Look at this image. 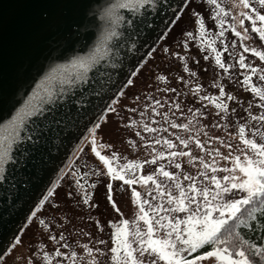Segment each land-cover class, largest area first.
<instances>
[{"label": "snow or ice", "instance_id": "6c2138e0", "mask_svg": "<svg viewBox=\"0 0 264 264\" xmlns=\"http://www.w3.org/2000/svg\"><path fill=\"white\" fill-rule=\"evenodd\" d=\"M182 3L187 9L193 3V0H182ZM210 3L217 9L221 8L218 0H210ZM155 4L156 0H131L130 3L126 2L121 6L137 9V6L147 5L151 8ZM235 6L240 9L234 17L235 23L242 27V31H238L233 24H229L232 31L237 36H244V33L248 31V28L244 27L246 19L250 22L252 32L258 35L260 41L264 42V0H255V2L253 0H236ZM112 7L115 6H110L109 11ZM201 12L202 9L193 8L189 19L197 26L196 31L200 35H204V31H201L205 30ZM173 15L182 18L184 13L174 12ZM211 15L216 17L217 13L213 11ZM41 16L46 18L48 16L47 11H42ZM142 22L144 26H148L150 23L148 20ZM223 22L219 19L216 21L217 24ZM136 23L135 20L129 21L130 26L136 25ZM176 23L178 24L179 20ZM205 31H210V29ZM183 34L185 36L184 47L187 48L189 46L187 38L193 37V33L184 32ZM206 41L208 49L214 55L218 51H224L223 48L217 49L214 47L207 36H205V40L200 41L201 46ZM239 47L244 52L253 53L260 61H264V50L248 47L244 43H241ZM164 51L169 50L165 48ZM171 55L177 56L180 60L184 59L178 52H173ZM215 63L227 73L228 66L218 55H215ZM238 63L241 69L246 70L242 74L243 84L248 86L256 97H259L255 100V103L261 111L255 114L252 111H245L250 120L259 123L260 130L256 127L249 129L247 120L241 122L240 118H236L235 131L230 135L237 138L243 146L242 151L234 152L233 145L226 143L219 136L206 141L211 144L215 140L228 150L226 153H222L219 149H213L207 153L210 158L219 156L223 161H230L229 164H225L224 171L226 174L222 176L215 174V168L220 167L215 159L205 162L203 157L193 156L191 150L181 152L169 150L157 153V150L153 148L148 161L126 160L121 164L120 157L116 152L113 151L106 155L99 150L95 136V132L99 130V124H93L89 128L90 134L87 141L90 143V151L102 162L103 170H106L105 199L113 208L119 211L114 200L113 180L123 182V185L130 189L132 203L136 205V220L143 221L144 226L143 231L137 228L130 233L126 225L129 223L135 225L136 220L129 222L121 219L119 221V227L112 232V246L108 250L111 253L110 259L113 264H264V244L245 239L241 234L244 229H251L252 234H259L264 238V87L257 86L251 79L254 73L259 72V79L264 81V69H259L256 65L246 62L243 54L239 55ZM137 66L139 67V65ZM81 67L87 69L88 64L82 63ZM184 70L192 76L196 75L188 67H185ZM126 79L129 85L134 84L133 79ZM159 79L165 80V76L161 74ZM176 79L180 80L182 78L177 77ZM184 83L187 84L188 81H184ZM200 90L201 85L199 83L192 85L193 92L198 94ZM164 91L167 92L169 89L165 88ZM115 95L118 96L121 93L117 92ZM223 96L231 98L232 94L226 92L224 85L220 84L218 93L213 95L210 100L209 95L198 96L197 98L205 103L210 102L217 109H223L227 112L229 111V105L224 100L219 99ZM82 99L74 98V106L79 108ZM151 103L153 105L151 111L156 113L158 101L153 99ZM169 103L177 110L181 107L178 96L175 100H169ZM143 107L147 109L148 104H144ZM34 110L35 106L26 101L24 105L16 109L10 120L6 122L12 125L13 136L16 139H20V137L15 130L21 127L24 118L31 116ZM104 111L111 112L113 109L107 107L104 108ZM192 111L198 115H206L200 109H193ZM232 111L234 112V110ZM224 118L223 116L220 117L221 120ZM69 119L71 117H54L48 126L51 127L53 122L58 127L69 126ZM133 123V120H127L129 127ZM173 126L178 128L188 127L184 123H174ZM143 127L145 132L156 131L154 128L150 129L147 124H144ZM216 127H220V125H216ZM249 131L251 134H248ZM173 135L175 136V133ZM257 135L261 137L259 142L254 138ZM177 138L180 145H186L191 140L201 151H204L203 142L196 136H191L188 139ZM142 139H144L146 145L163 142L169 149L172 148V141L163 137L156 140ZM103 146L106 148L111 147V145ZM178 155L190 156L192 160H198L199 168L210 169L212 174L207 175L203 171L197 172L196 177H199V179L183 172H180L178 176L176 171H169L159 163H156L154 173L145 174L139 170L141 164L155 162L157 156L169 157L175 160ZM11 159L8 149L0 145V172L4 170L5 162ZM21 162L23 163V159ZM175 167L179 170L181 168L180 163H176ZM95 171L100 175H105V171H102L99 167ZM157 174L166 179L161 182L156 178ZM181 179L187 182L181 183ZM75 183L78 187L81 184L85 188L89 187L86 181L81 179H76ZM133 185L143 187L138 190ZM67 195L72 197V192H68ZM91 195L92 193L88 191L84 192L83 202L85 204H88L87 197ZM165 201L167 206H164ZM39 223L44 228L49 227L43 220ZM96 226L97 228L102 227L99 221H96ZM241 226H243V229ZM129 235L135 237L136 247L133 246ZM48 239L57 240L56 247L53 250H45L44 245L40 244L34 254L29 253L28 258L23 260V264H38V258H42L44 264H65V261H70V264H78L77 256L83 257L84 254H87L89 264H98V256L105 251L103 248L89 247L85 244L83 245V252L78 253L67 243L62 246L68 251H62L59 243L63 239L62 235L61 237L50 236ZM21 242L22 238L16 236L17 247L20 246ZM96 243L102 244L103 242L97 240ZM0 252H3V249H0ZM7 260V256L0 257V264Z\"/></svg>", "mask_w": 264, "mask_h": 264}, {"label": "water", "instance_id": "95a60500", "mask_svg": "<svg viewBox=\"0 0 264 264\" xmlns=\"http://www.w3.org/2000/svg\"><path fill=\"white\" fill-rule=\"evenodd\" d=\"M126 2L0 0V145L12 157L0 172V257L184 6L156 0L154 7L133 9L121 6ZM74 98H83L79 108ZM26 101L35 110L15 130L16 139L6 122ZM66 116L69 126H48Z\"/></svg>", "mask_w": 264, "mask_h": 264}, {"label": "rangeland", "instance_id": "374dc122", "mask_svg": "<svg viewBox=\"0 0 264 264\" xmlns=\"http://www.w3.org/2000/svg\"><path fill=\"white\" fill-rule=\"evenodd\" d=\"M218 3L221 7L229 9L235 27L238 31H242V27L236 24L234 19L240 11L235 6L236 0H218ZM209 4H211L210 0H203V4L200 3L197 9H202V5L208 7ZM183 7L185 8V6ZM257 7L259 6L257 5ZM202 10L205 11L208 9L203 8ZM244 27L248 28V31L242 36V41H244L245 45L264 50V46H262L264 42L260 41L258 35L252 32L250 22L246 19ZM241 54L247 57L245 59L246 62L256 65L259 69H264V61H260L253 53L244 51L238 53V55ZM158 68L160 69L161 67L152 66L151 69L156 70ZM245 71V69L240 68L238 59L234 64V71L226 79H221L220 77L224 75V70L216 69L211 77L212 80L209 78V81L211 80L213 85H210V87L205 86V81H203V86L198 94L192 91V85L194 83L188 81L186 95L178 96L181 107L177 110L169 103V100H175L177 97L164 91L165 88H168V79L160 80L157 76L156 78H152V75L149 77V68L147 69L146 65L139 66L137 73L135 72L136 75H133L134 84L129 85L127 83L121 95H118L108 106L113 111H104L96 122L99 124V130L95 132L99 150L106 155L113 151L116 152L120 157L121 164L126 160L148 161L153 148L157 150V153L169 150L176 152L191 150L193 156L203 157L205 162H210L211 159H215L216 163L220 165V167L215 168L216 175L222 176L226 174L224 166L225 164H229L230 161H223L219 156L210 158L207 153L213 149H219L222 153H226L228 150L215 140L211 144H208L206 141L212 137L219 136L226 143L233 145L234 152L242 151L243 146L236 137L230 135L235 131L236 118H240L241 122L247 120L249 129L256 127L260 130L259 123L250 120L245 111H252L254 114L261 111L255 103V100L259 99V97H256L248 86L243 84L242 74ZM170 78L173 77L170 76ZM251 79L257 86L264 87V81L259 79V72L254 73ZM220 84L224 85L226 92L232 94L231 98L227 96L219 97V99L224 100L229 105V111L227 112L223 109H217L210 102L205 103L197 98L198 96L209 95L210 100L213 95L218 93ZM153 99L158 101L156 113L151 111L153 107L151 101ZM144 104H148L147 109L143 107ZM193 109H200L206 115H198L192 111ZM221 116L225 118L221 120ZM128 119L134 121L131 127L127 124ZM174 123H184L188 127H174ZM144 124H147L150 129H156V131L145 132ZM216 125H220V127H216ZM173 133H175V136ZM89 134V131H87L82 142L78 145L75 154L66 165L62 175L24 225L23 231L19 234L22 238L20 246H16L15 239L8 251L4 254V256L8 257V260L4 261L3 264H23V260L28 258L29 253L34 254L40 244L44 245L45 250H53L57 245V240H49L48 237H61V235L63 239L59 243L62 251H68V249L63 248L62 245L64 243L71 245L72 249L78 253L83 252V245L85 244L89 247L103 248L105 251L98 256V264H113L110 259L111 253L108 251L112 246V232L119 227V221L121 219L128 220L129 222L136 220V205L132 203L130 189H127L123 185V182H118L115 179L113 180L114 200L119 211L113 208L105 199L104 190L107 184L106 170H103L102 162L90 151V143L87 141ZM248 134H251L250 131ZM191 136H196L201 139L204 151H201L195 145L194 141L191 140L186 145H180L177 137L188 139ZM160 137L171 140L172 148L169 149L163 142L146 145L144 139H142L156 140ZM254 138L258 142L261 139L259 135ZM103 145H111V147L106 148ZM156 163L162 164L169 171H176L178 176L180 172L194 177L200 171H203L207 175L212 174L210 169L199 168L198 160L194 161L190 156L179 155L175 157V160L169 157L157 156L155 162L141 164L139 170L145 174L154 173ZM176 163H180L181 165L179 170L175 167ZM98 167L102 171H105V175H100L95 171ZM156 178L161 182L166 179L160 177L158 174ZM196 178L199 179V177ZM76 179L86 181L89 187L85 188L83 184L78 187L75 183ZM180 182L186 183L187 181L181 179ZM133 186L137 187L138 190L143 187L141 185ZM210 186L215 187L214 185ZM85 191L92 193L91 196L87 197L88 204L83 202ZM68 192H72V197H68ZM89 205L92 206L90 207ZM164 206H167L166 201ZM41 220L47 223L49 227L44 228L39 223ZM96 221H99L102 227L97 228ZM110 221L112 223H109ZM126 227L130 233L137 228L141 231L144 230L143 221L139 220H136L135 225L129 223ZM129 239L132 240L133 246L136 247L135 237L129 235ZM97 240L103 243L97 244ZM76 259L78 264H89L87 254H84L83 257L78 255ZM38 264H44L42 258H38ZM65 264H70V261H65Z\"/></svg>", "mask_w": 264, "mask_h": 264}, {"label": "trees", "instance_id": "16d2710c", "mask_svg": "<svg viewBox=\"0 0 264 264\" xmlns=\"http://www.w3.org/2000/svg\"><path fill=\"white\" fill-rule=\"evenodd\" d=\"M200 3L203 4V0H195L194 4H190L187 9L183 7L181 10V12L184 13L183 17H176L164 36L140 65H146L147 69L149 68V77L152 75V78H156V76L159 77L163 74L165 76V80L168 79L167 89H169V91L167 92L174 97L186 95L188 88L186 87L187 84H185L184 81L199 83L201 87L203 86V81H205V86L210 87V85H213L211 77L216 69H221L215 63V55H218L228 66L227 73L220 76L221 79H226L234 71V64L239 57L238 53H242L244 51L239 47L241 43H244V41H242V36H237L236 33L232 31V28L229 27V24L234 25V23L232 20V14L227 8L221 7L220 9H217L211 4H209L208 7L202 5V9H208L205 11L202 10L201 12L204 28L205 30L210 29V31L201 30L204 31V35H200L196 31L197 26L189 19V16L193 8L197 9V7L200 6ZM213 11L217 13L216 17L211 15ZM217 19L224 22L217 24ZM177 20H179L178 24L176 23ZM173 25H175V27H173ZM184 32L193 33V37L187 38V43L189 45L187 48L184 47L183 43L185 40V36L183 34ZM205 36L208 37V40L214 47L217 49L223 48L224 51H218L214 55L208 49L207 41L203 46H201L200 41L205 40ZM165 48L169 51L165 52ZM173 52H178L180 56L184 57V59L180 60L177 56L171 55ZM246 58L247 57L245 56V59ZM152 66L161 68L153 70L151 69ZM185 67L191 69V71L195 72L196 75L192 76L189 72L185 71ZM221 73L223 74V72ZM170 76L173 78H170ZM177 77H181L182 79L178 80L176 79ZM209 78H211L210 81ZM241 227L243 229V226ZM241 234L245 237V239H250L253 242L264 244V238H262L259 234H252L251 229H244Z\"/></svg>", "mask_w": 264, "mask_h": 264}]
</instances>
